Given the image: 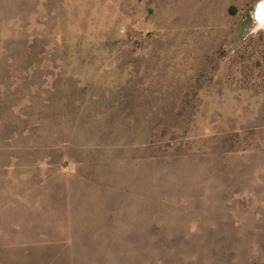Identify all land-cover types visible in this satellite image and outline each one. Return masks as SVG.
I'll use <instances>...</instances> for the list:
<instances>
[{
  "label": "rangeland",
  "instance_id": "obj_1",
  "mask_svg": "<svg viewBox=\"0 0 264 264\" xmlns=\"http://www.w3.org/2000/svg\"><path fill=\"white\" fill-rule=\"evenodd\" d=\"M261 0H0V264H264Z\"/></svg>",
  "mask_w": 264,
  "mask_h": 264
},
{
  "label": "clouds",
  "instance_id": "obj_2",
  "mask_svg": "<svg viewBox=\"0 0 264 264\" xmlns=\"http://www.w3.org/2000/svg\"><path fill=\"white\" fill-rule=\"evenodd\" d=\"M255 19L257 21H260L261 23H264V0H261L259 5L257 6Z\"/></svg>",
  "mask_w": 264,
  "mask_h": 264
}]
</instances>
